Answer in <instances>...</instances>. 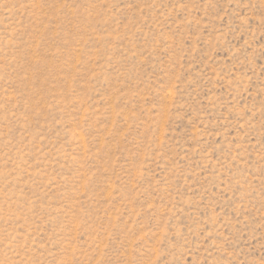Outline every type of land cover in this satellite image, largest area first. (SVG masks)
Segmentation results:
<instances>
[{"label":"rangeland","instance_id":"374dc122","mask_svg":"<svg viewBox=\"0 0 264 264\" xmlns=\"http://www.w3.org/2000/svg\"><path fill=\"white\" fill-rule=\"evenodd\" d=\"M0 264H264V0H0Z\"/></svg>","mask_w":264,"mask_h":264}]
</instances>
